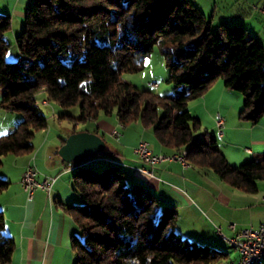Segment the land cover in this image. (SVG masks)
Here are the masks:
<instances>
[{"label": "trees", "instance_id": "1", "mask_svg": "<svg viewBox=\"0 0 264 264\" xmlns=\"http://www.w3.org/2000/svg\"><path fill=\"white\" fill-rule=\"evenodd\" d=\"M10 29V16L0 14V106L22 113V120L0 135V164L4 155L30 152L35 132L47 127L36 98L43 90L61 107L78 106L79 121L114 113L123 124L151 128L162 146L185 150L188 163L234 188L255 193L264 180V153L231 165L213 133L194 135L200 122L187 107L221 79L243 96L240 118L255 124L264 116V45L244 26L213 27L191 0H31L14 60L7 58ZM154 46L175 86L171 95L140 90L121 77L140 71ZM75 166L72 186L82 200L68 207L80 231L70 239L75 264H220L227 258V251L182 236L175 207L129 185L118 164L100 171ZM8 184L0 177V193ZM4 226L0 211V264L10 262L15 248Z\"/></svg>", "mask_w": 264, "mask_h": 264}, {"label": "crops", "instance_id": "2", "mask_svg": "<svg viewBox=\"0 0 264 264\" xmlns=\"http://www.w3.org/2000/svg\"><path fill=\"white\" fill-rule=\"evenodd\" d=\"M30 1L0 0V14L9 15L11 20V32L5 35L11 44L7 51L10 60L18 56L15 38L23 28L25 10ZM191 1L211 21L213 27L220 23L242 25L249 35L258 38L264 45V15L252 8L253 5H261L263 0ZM2 93L3 89L0 88V101ZM44 94L42 90L37 93L36 98H40L39 103L48 105L50 101ZM217 108L216 113L224 111L226 114V129H232L233 122L227 124L229 119L226 108L223 109L220 105ZM214 109L213 106V113ZM21 120L20 112L9 111L0 106V135L11 132ZM88 120L96 122L95 128H81L77 131L96 133L103 140L104 133L112 136V129L120 123L117 117L113 122L101 115ZM125 126L126 124L123 128ZM215 127L217 136L223 138L224 134L218 135L216 124ZM253 128H258L263 134L258 139L251 138V144L256 143L258 147H264V116L249 127ZM128 130L131 132L130 136H125L127 138L118 144L119 147L107 146L105 143L102 152L112 155L111 164H118L124 170L129 185L139 184L157 198L160 204L175 207L178 212L176 229L182 236L200 244L217 245L221 250L226 249L224 246L231 247L227 251L226 264L236 261L239 253L227 239L244 228H257L264 222V189L257 188L255 193H247L226 184L208 169L188 162L184 166L177 160L157 163L152 167L151 174L143 173L137 168L149 166L133 151L138 141L148 142L154 153L172 154L176 151L162 146L152 129L143 128L139 122L129 125ZM72 132L74 131L70 133ZM122 138L121 133L116 142H120ZM62 139L64 137L56 138L49 133L37 132L31 140L33 147L30 152L2 156L0 177L8 180L9 184L0 193V211L5 218L4 233L15 243L12 258L7 264H75L76 255L70 245V239L72 236H78L80 231L68 207L80 205L82 200L72 186L71 177L76 166L65 162L58 152ZM219 148L232 165H238L237 163L250 156L248 148V151L239 148L229 150L222 146ZM252 150L255 151L253 147ZM29 163L36 167L39 178H54L49 192L36 189L31 198L28 197L21 184V175ZM96 164L106 166L105 161ZM83 165L89 166L86 163Z\"/></svg>", "mask_w": 264, "mask_h": 264}, {"label": "rangeland", "instance_id": "3", "mask_svg": "<svg viewBox=\"0 0 264 264\" xmlns=\"http://www.w3.org/2000/svg\"><path fill=\"white\" fill-rule=\"evenodd\" d=\"M8 32H11V29ZM121 77L123 80L130 82L133 86L140 90H149L154 94H158L160 96L171 95L175 92V86L167 82L168 68L166 67L157 46H154L152 52L145 58L144 67L140 71L124 72L122 73ZM150 82H156L157 86H149ZM219 90H221L222 92H220ZM44 96L47 97L46 94H44ZM38 99L40 100V98ZM204 100H206V102ZM240 104H243V96L237 91L225 88L223 85V81L221 79H217L214 83L211 84V86L202 96L188 100L187 107L191 115L197 118L200 122L199 129L194 132L195 136L203 139L202 134L204 131H207L213 133L216 136L218 145L222 146L223 148H228L229 150L239 148L242 151L248 148L250 156L248 157V159H245V161H247L253 158L257 153H264V147H258L259 145H257L256 143L252 145L250 141L251 138H260L263 133H261V130H258V128L249 129V127H251V125L253 124L245 119L240 118L239 112L242 109V107H240ZM219 105L223 107V109L226 108L227 110L229 119L227 121V124L233 122L232 129L227 130L226 126H224L226 114L224 111L223 113L219 112V114L224 118V123L221 128L222 135L224 134L223 138L217 136V130L215 127L216 110H218L217 107ZM39 106L42 113L47 118V127L45 129L38 130V133H49L50 136H55L56 138H58L59 136L66 138V136H68V134H70L72 130H75V132L77 130H80L81 128L93 130L96 126L95 121L91 122L89 120H77V118L79 117L78 106L64 108L52 100H50L48 105L39 103ZM213 106L215 107V113L211 111ZM101 116L106 118V120L108 121H116V115L114 113L111 115L101 114ZM134 123L127 124L126 126H132ZM126 126L125 128L121 129L123 138L120 142H116L115 137L110 136L108 133H104L103 137L107 146L113 145L114 147H119L118 144L120 145V143H123V141H125V139L127 138H125V136H130L131 132L130 130L127 131ZM151 144H154L152 140ZM252 147L255 151L252 150ZM111 157L112 155L107 152L97 153L89 157L83 163L89 164V167L96 171H100L108 168L111 165V162H113V159ZM103 161H105L106 163L105 167L96 166V162L101 163ZM245 161H242L241 163ZM241 163H237L238 165L233 166H239ZM257 183L258 189H264L263 179L259 180ZM201 244L206 245L204 243ZM211 247L221 250L217 245H211ZM224 248L226 249H224L223 251H229L231 249V247L227 246H224ZM220 264H226V259L223 260Z\"/></svg>", "mask_w": 264, "mask_h": 264}, {"label": "built area", "instance_id": "4", "mask_svg": "<svg viewBox=\"0 0 264 264\" xmlns=\"http://www.w3.org/2000/svg\"><path fill=\"white\" fill-rule=\"evenodd\" d=\"M254 10L264 15V0L261 5H253ZM150 86H157L156 82H150ZM46 103V102H45ZM224 118L216 113L215 124L218 128V135L222 136V125ZM111 135L118 139L121 136V132H116L115 128L112 129ZM248 151V149H246ZM134 153L149 167L141 166L137 169L143 173L151 174L152 167L165 161H180L184 166V160H181V153L178 154H159L154 153L149 147L148 142L140 140L133 148ZM71 164V163H69ZM72 165V164H71ZM38 170L36 167L29 163L26 165L22 175L21 184L25 191H27L28 197L31 198L33 192L36 189L48 191L51 188V184L54 178L51 176L38 177ZM228 242L237 249L239 256L236 261H231L230 264H255L256 257L259 252H264V222L260 223L257 228L247 227L233 237L227 239Z\"/></svg>", "mask_w": 264, "mask_h": 264}, {"label": "water", "instance_id": "5", "mask_svg": "<svg viewBox=\"0 0 264 264\" xmlns=\"http://www.w3.org/2000/svg\"><path fill=\"white\" fill-rule=\"evenodd\" d=\"M105 142L98 134L88 131L70 133L58 152L65 162L78 165L92 155L101 152Z\"/></svg>", "mask_w": 264, "mask_h": 264}, {"label": "bare ground", "instance_id": "6", "mask_svg": "<svg viewBox=\"0 0 264 264\" xmlns=\"http://www.w3.org/2000/svg\"><path fill=\"white\" fill-rule=\"evenodd\" d=\"M124 127V124L123 123H119L118 127H115V130L116 132H121V128ZM178 153H181V160H184L185 162V166L187 165V160H186V157H185V150H182L180 152H176V153H172V154H178ZM264 260V252H259L257 257H256V263L255 264H262ZM231 262H229L228 264H230Z\"/></svg>", "mask_w": 264, "mask_h": 264}]
</instances>
